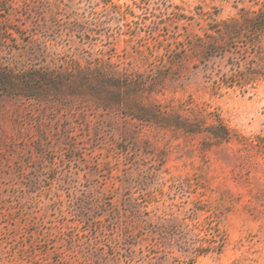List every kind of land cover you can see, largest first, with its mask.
<instances>
[{"label":"rangeland","instance_id":"374dc122","mask_svg":"<svg viewBox=\"0 0 264 264\" xmlns=\"http://www.w3.org/2000/svg\"><path fill=\"white\" fill-rule=\"evenodd\" d=\"M260 16L0 0V264H264Z\"/></svg>","mask_w":264,"mask_h":264},{"label":"trees","instance_id":"16d2710c","mask_svg":"<svg viewBox=\"0 0 264 264\" xmlns=\"http://www.w3.org/2000/svg\"><path fill=\"white\" fill-rule=\"evenodd\" d=\"M261 17H262V18H261ZM259 22H260L259 24H261V23L264 24V16H260V17H259Z\"/></svg>","mask_w":264,"mask_h":264}]
</instances>
